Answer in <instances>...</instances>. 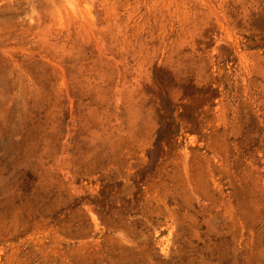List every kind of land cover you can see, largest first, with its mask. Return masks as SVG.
I'll return each mask as SVG.
<instances>
[{
    "label": "rangeland",
    "instance_id": "374dc122",
    "mask_svg": "<svg viewBox=\"0 0 264 264\" xmlns=\"http://www.w3.org/2000/svg\"><path fill=\"white\" fill-rule=\"evenodd\" d=\"M0 264H264V0H0Z\"/></svg>",
    "mask_w": 264,
    "mask_h": 264
}]
</instances>
